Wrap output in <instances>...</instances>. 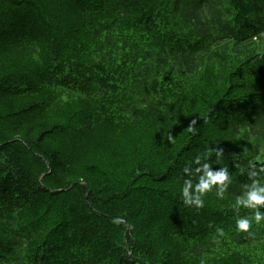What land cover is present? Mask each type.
Listing matches in <instances>:
<instances>
[{"label": "trees", "instance_id": "obj_1", "mask_svg": "<svg viewBox=\"0 0 264 264\" xmlns=\"http://www.w3.org/2000/svg\"><path fill=\"white\" fill-rule=\"evenodd\" d=\"M262 153L264 0H0V264H264Z\"/></svg>", "mask_w": 264, "mask_h": 264}, {"label": "clouds", "instance_id": "obj_2", "mask_svg": "<svg viewBox=\"0 0 264 264\" xmlns=\"http://www.w3.org/2000/svg\"><path fill=\"white\" fill-rule=\"evenodd\" d=\"M66 99V98H62ZM257 160H264V153L261 156L256 157ZM208 165H205L206 170V179L201 178L200 184L197 188L199 193H204L210 189V187L214 184H222L226 179V175L224 172H218L213 174L211 171H207ZM190 182H186V186L184 187V196H188V188L191 187ZM197 204L202 203L199 199L196 200ZM240 204L247 205L250 207H255L256 205H264V188H259L258 190L253 189L245 199L239 201ZM255 221L257 224H260L264 221V216H262L259 211L255 214ZM237 229L242 232H248L252 227V224L247 219H240L237 222Z\"/></svg>", "mask_w": 264, "mask_h": 264}, {"label": "water", "instance_id": "obj_3", "mask_svg": "<svg viewBox=\"0 0 264 264\" xmlns=\"http://www.w3.org/2000/svg\"><path fill=\"white\" fill-rule=\"evenodd\" d=\"M74 185H71L67 190H70ZM87 194H88V191H87ZM87 197V195H86Z\"/></svg>", "mask_w": 264, "mask_h": 264}]
</instances>
